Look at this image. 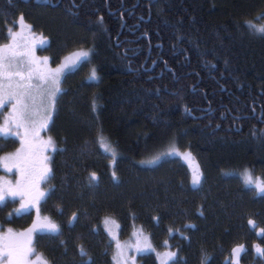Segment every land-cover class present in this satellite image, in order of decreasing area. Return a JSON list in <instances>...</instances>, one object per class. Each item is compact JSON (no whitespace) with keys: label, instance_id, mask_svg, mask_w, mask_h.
I'll use <instances>...</instances> for the list:
<instances>
[{"label":"trees","instance_id":"trees-1","mask_svg":"<svg viewBox=\"0 0 264 264\" xmlns=\"http://www.w3.org/2000/svg\"><path fill=\"white\" fill-rule=\"evenodd\" d=\"M43 1L0 0V41L20 11V25L51 37L54 58L91 56L61 82L39 205L0 189L3 234H27L32 263L264 264V191L249 181L264 180V0ZM174 148L197 160L201 183L165 155ZM41 218L51 229L33 230ZM138 228L159 256L128 257L146 246Z\"/></svg>","mask_w":264,"mask_h":264},{"label":"rangeland","instance_id":"rangeland-1","mask_svg":"<svg viewBox=\"0 0 264 264\" xmlns=\"http://www.w3.org/2000/svg\"><path fill=\"white\" fill-rule=\"evenodd\" d=\"M16 34L17 32H13L11 40L22 42L21 36ZM7 42L0 43V189L4 185H8L11 190L17 189L18 194L28 198L29 206L35 207L45 195L43 184H46L51 171L48 158L55 144L46 130L54 115L61 82L67 73L89 59L91 50L88 48L75 50L58 59L44 51L36 53L31 45L19 44L18 48L23 51V56L11 57L5 50V47L9 46ZM14 130L16 133L19 131L20 138L24 141L15 152L6 149L7 144L14 141L10 135L8 138V133ZM28 149L31 150L33 157L25 156ZM168 154L178 155L190 166L193 185L201 183L200 165L190 152L174 148L165 155ZM10 167L15 169L12 168V171ZM250 180L257 186V191H264L263 182L256 181L253 177H249ZM48 226V222L41 218L36 220L33 230H46ZM103 226L115 241L119 240L120 225L117 218L113 215L105 216ZM138 230L139 233H136L146 246H139L138 242L136 244L140 248H135L134 245L129 247L126 251L128 257L134 258L138 253L151 250H155L159 256L162 248L156 249L153 243H150L151 240L149 242L146 230L141 228ZM6 231L7 229L0 228V255L9 257L5 258L6 264H45L41 260L32 263L33 261L24 255L23 249L28 246L29 241L27 234L17 233L14 236V233L9 232L7 236L3 234ZM9 236H13V239ZM131 243H134V240ZM169 253L171 251L162 253L163 262L168 260ZM127 258L122 257V260Z\"/></svg>","mask_w":264,"mask_h":264},{"label":"flooded vegetation","instance_id":"flooded-vegetation-1","mask_svg":"<svg viewBox=\"0 0 264 264\" xmlns=\"http://www.w3.org/2000/svg\"><path fill=\"white\" fill-rule=\"evenodd\" d=\"M24 1H26V2H29L30 0H24ZM64 0H49L48 2L49 3H51L52 5H58V4H60L61 2H63ZM107 1H109V0H107ZM43 2H45V3H48L47 1H43ZM108 3V2H107ZM108 12L109 13H114L113 12V10H108ZM18 19H17V22H16V25H15V27L14 28H12V29H10V34H9V38L6 40V41H3V44L5 43V42H7V41H9L10 40V42H7V43H9V46H6L5 47V50L6 51H8V53H10V55L9 56H23L22 54H23V51H21L20 50V48H18V45L19 44H24V46L25 45H31V46H33L34 47V49H35V52L36 53H41V52H47V53H50V55H52V57L54 58V57H56L55 56V54H54V51H53V41H52V39H51V37L50 36H48V34H46V33H42L41 31H39L38 29H35L34 28V26H32L31 24L29 25L28 23H27V25L26 26H22V25H20V19H21V17H22V14L20 13V11H18ZM24 23H26V22H24ZM123 28H124V25L122 26V28L119 30V32H118V34H116V37H115V39H114V41L115 42H118L117 41V39H119V37L120 36H123V35H126V34H128V31H124L123 30ZM13 32H17V34L16 35H20L21 36V38H22V42H14V41H12L11 40V37H12V35H13ZM33 40L34 41H36V42H33ZM2 41H0V43H1ZM121 42H139V40H136V39H128V38H125L124 40H122ZM10 46H12V47H10ZM23 46V47H24ZM22 47V48H23ZM88 48V47H87ZM79 49H85L84 47H80V48H75V49H73V50H70V51H68V52H61V54H59L58 55V59H60V58H62L63 56L65 57L67 54H69L70 52H72V51H75V50H79ZM89 49V48H88ZM5 56H8L7 54H5ZM84 62V61H83ZM79 67V66H78ZM4 135H6V133H3ZM9 135H10V137L11 138H14L17 142H18V144L21 146V144H23V140L20 138V135H19V131L16 133V131L14 130V131H11L10 133H8V138H9ZM1 136H3V135H1ZM54 147V146H53ZM30 151V152H29ZM51 153V152H50ZM25 156H27L28 158H30V157H33L32 156V152H31V150L30 149H28V151L25 153ZM1 163V162H0ZM11 168V170H12V168L13 167H10ZM15 168H13V170H14ZM12 170V171H13ZM258 180H260L261 182H263V184H264V180L262 179V177H258L257 179H256V181H258ZM16 191H18L17 189H16ZM16 191H15V189L13 188L12 190L10 189V191L9 192H7L5 195L9 198L10 196L11 197H13V195L14 196H16V197H18L19 195H16ZM14 193V194H13ZM13 194V195H12ZM246 251V250H245ZM244 251V252H245ZM257 251L260 253V249L259 248H257ZM239 254H241V253H238V255ZM243 254V253H242Z\"/></svg>","mask_w":264,"mask_h":264}]
</instances>
